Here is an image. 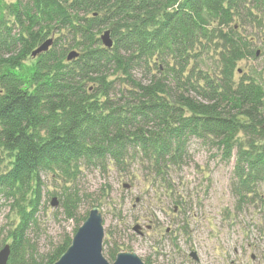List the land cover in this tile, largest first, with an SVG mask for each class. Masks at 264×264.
Returning a JSON list of instances; mask_svg holds the SVG:
<instances>
[{
  "label": "trees",
  "instance_id": "trees-1",
  "mask_svg": "<svg viewBox=\"0 0 264 264\" xmlns=\"http://www.w3.org/2000/svg\"><path fill=\"white\" fill-rule=\"evenodd\" d=\"M263 18L264 0H0V199L13 214L2 243L11 247L8 264H53L72 242L67 234L41 252L30 237L39 226L43 175L70 183L84 165L120 170L142 161L163 177L186 162L198 137L218 144L227 160L235 156L240 202L261 198L264 85L236 77L239 62L257 55L236 23ZM106 30L111 48L101 40ZM50 38L51 47L33 57ZM73 50L79 56L68 60ZM211 52L217 67L204 69ZM68 190L64 214L76 219L80 198ZM118 250L115 243L109 256Z\"/></svg>",
  "mask_w": 264,
  "mask_h": 264
},
{
  "label": "rangeland",
  "instance_id": "rangeland-1",
  "mask_svg": "<svg viewBox=\"0 0 264 264\" xmlns=\"http://www.w3.org/2000/svg\"><path fill=\"white\" fill-rule=\"evenodd\" d=\"M236 25L257 50L255 57L239 62L236 77L247 74L264 85V18ZM202 66L217 67L214 52ZM234 165L235 156L227 160L218 144L192 137L189 158L163 177L142 161L120 170L84 165L70 183L43 175L39 226L30 237L48 252L65 235L73 238L82 217L97 206L104 216L103 254L111 263L109 250L116 243L117 254L133 251L145 264H264V194L240 202L233 192ZM65 186L80 198L76 219L64 214ZM12 219L9 202L1 198L0 249Z\"/></svg>",
  "mask_w": 264,
  "mask_h": 264
},
{
  "label": "water",
  "instance_id": "water-1",
  "mask_svg": "<svg viewBox=\"0 0 264 264\" xmlns=\"http://www.w3.org/2000/svg\"><path fill=\"white\" fill-rule=\"evenodd\" d=\"M102 43L105 47H113V39L110 31L106 30L101 36ZM53 43V39H47L42 45L32 52V56L36 57L42 52L47 51ZM79 56L75 50L68 54V60H73ZM56 198L52 205L56 206ZM139 226H136L137 230ZM105 238L104 216L102 210L93 207L78 228L72 242L67 250L53 264H145L141 257L133 251L119 252L114 262H109L103 254ZM11 254L10 244H5L0 249V264H8Z\"/></svg>",
  "mask_w": 264,
  "mask_h": 264
}]
</instances>
